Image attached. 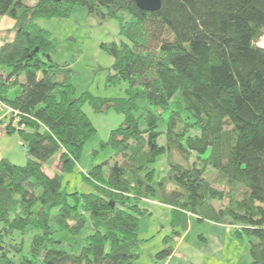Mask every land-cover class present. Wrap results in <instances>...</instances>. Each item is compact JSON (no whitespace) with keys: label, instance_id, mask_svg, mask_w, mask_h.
Returning a JSON list of instances; mask_svg holds the SVG:
<instances>
[{"label":"trees","instance_id":"16d2710c","mask_svg":"<svg viewBox=\"0 0 264 264\" xmlns=\"http://www.w3.org/2000/svg\"><path fill=\"white\" fill-rule=\"evenodd\" d=\"M24 1L0 0V16L16 27L0 46V66L9 69L0 102L4 114L12 109L0 130L18 132L29 154L25 165L0 158V264H134L143 200L170 206L172 225L184 230L190 214L232 226L249 240L250 264H264V0H161L155 12L136 0ZM77 6L119 20L121 41L104 45L113 58L107 84L125 82L126 97L77 95L70 63L55 60L56 39L36 21L68 18ZM86 101L124 121L110 133L114 164L81 172L93 191L69 192L64 176L97 131ZM162 155L168 169L158 176ZM57 158L60 170L50 173ZM209 167L221 188L205 177ZM53 217L73 233L90 225L78 254L54 238Z\"/></svg>","mask_w":264,"mask_h":264},{"label":"rangeland","instance_id":"374dc122","mask_svg":"<svg viewBox=\"0 0 264 264\" xmlns=\"http://www.w3.org/2000/svg\"><path fill=\"white\" fill-rule=\"evenodd\" d=\"M34 2L35 0H25L23 3L31 5ZM14 21L15 19L10 15L0 16V43L14 39L16 33V28H13ZM36 22L56 39L55 60L60 63H70L72 83L76 87L77 95L89 92L102 98L126 97L125 82L118 85L107 84L113 58L104 45L113 41L119 42L122 39L120 23L116 17L102 18L90 14L83 6H77L68 18H38ZM258 44L264 47V35ZM8 70L7 67L0 66V76L6 74ZM24 80V76L21 77V82ZM2 106L0 102V115L6 111V108ZM83 109L97 131L86 142L82 158L75 171L64 176V184L69 192L93 191L91 185L83 180L81 172L90 170L93 165L108 161V164L104 163L107 171L109 165L114 164L115 150L109 144L110 133L124 121V116L114 109L96 112L89 101L83 104ZM5 117L4 114L3 118ZM143 123L141 121V124ZM1 133L0 158H8L16 164L25 165L29 154L19 133H8L4 129ZM164 142L163 138L160 139V143L164 144ZM173 158L183 160L177 153ZM195 159V157L192 158L191 162ZM50 165L49 167L46 165V170L50 173L60 170L58 158ZM155 168L158 176L164 173L168 169L167 156H160ZM219 175L218 171L211 167L205 172L207 180L221 188L224 182ZM221 203L218 200L214 201L216 207ZM140 206L146 209L147 213L140 217V235L144 242L140 247L141 256L134 264L251 263L249 240L247 237H237L234 234L235 228L227 230L224 226L210 221H200L197 217L190 220L189 216L187 217L188 228L184 230L181 223L172 225L174 216L170 206L153 200H143ZM52 223L55 229L54 238L62 242L65 250L78 254L85 244V237L90 233V225L88 224L78 233H73L68 229H59L54 224V217ZM2 226L0 222V232ZM175 232H180L181 235H176ZM25 237L23 254L29 255L31 237L30 234ZM165 247H173L175 252L169 258L157 260L155 255Z\"/></svg>","mask_w":264,"mask_h":264},{"label":"water","instance_id":"95a60500","mask_svg":"<svg viewBox=\"0 0 264 264\" xmlns=\"http://www.w3.org/2000/svg\"><path fill=\"white\" fill-rule=\"evenodd\" d=\"M52 1H61V0H52ZM136 3L140 9L149 12L158 11L162 6L161 0H136Z\"/></svg>","mask_w":264,"mask_h":264},{"label":"crops","instance_id":"0c3cea01","mask_svg":"<svg viewBox=\"0 0 264 264\" xmlns=\"http://www.w3.org/2000/svg\"><path fill=\"white\" fill-rule=\"evenodd\" d=\"M13 25V24H12ZM13 28H16L15 27V21H14V25H13ZM4 42H6V41H4ZM4 42H1L0 43V46L4 43ZM3 113V112H2ZM4 117V113H3V115H0V119H2ZM0 137H2V133L0 132ZM190 216V220L192 219V218H196V215H193V214H190L189 215ZM216 224V223H215ZM216 225H219V226H224V227H226L227 228V230H232V226H229V225H224V224H216ZM206 241H207V239H206ZM174 252H175V248H174ZM169 258V257H168Z\"/></svg>","mask_w":264,"mask_h":264},{"label":"built area","instance_id":"2783aa9c","mask_svg":"<svg viewBox=\"0 0 264 264\" xmlns=\"http://www.w3.org/2000/svg\"><path fill=\"white\" fill-rule=\"evenodd\" d=\"M11 111H12V109L9 108V109L7 110V113H5V115H6V114H10ZM4 125L6 126V124H4Z\"/></svg>","mask_w":264,"mask_h":264}]
</instances>
